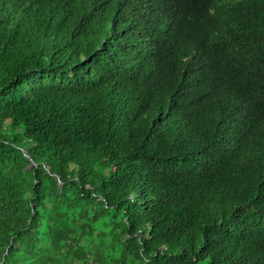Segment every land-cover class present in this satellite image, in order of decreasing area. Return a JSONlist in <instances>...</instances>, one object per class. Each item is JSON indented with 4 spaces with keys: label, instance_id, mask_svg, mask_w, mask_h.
Here are the masks:
<instances>
[{
    "label": "trees",
    "instance_id": "16d2710c",
    "mask_svg": "<svg viewBox=\"0 0 264 264\" xmlns=\"http://www.w3.org/2000/svg\"><path fill=\"white\" fill-rule=\"evenodd\" d=\"M0 264H264V0H0Z\"/></svg>",
    "mask_w": 264,
    "mask_h": 264
},
{
    "label": "clouds",
    "instance_id": "9594fccd",
    "mask_svg": "<svg viewBox=\"0 0 264 264\" xmlns=\"http://www.w3.org/2000/svg\"><path fill=\"white\" fill-rule=\"evenodd\" d=\"M186 9H187V8H186ZM188 9H193V8H189V7H188ZM188 9H187V10H188ZM187 10H186V11H187Z\"/></svg>",
    "mask_w": 264,
    "mask_h": 264
},
{
    "label": "water",
    "instance_id": "95a60500",
    "mask_svg": "<svg viewBox=\"0 0 264 264\" xmlns=\"http://www.w3.org/2000/svg\"><path fill=\"white\" fill-rule=\"evenodd\" d=\"M31 162H32V160H31ZM31 165V163L29 164V166Z\"/></svg>",
    "mask_w": 264,
    "mask_h": 264
}]
</instances>
